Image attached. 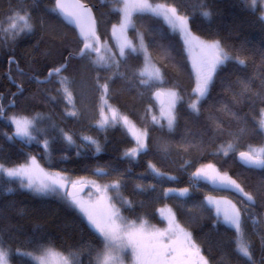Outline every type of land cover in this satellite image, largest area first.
<instances>
[{
	"label": "trees",
	"instance_id": "obj_1",
	"mask_svg": "<svg viewBox=\"0 0 264 264\" xmlns=\"http://www.w3.org/2000/svg\"><path fill=\"white\" fill-rule=\"evenodd\" d=\"M82 1L94 6L98 34L103 43L114 46L112 26L120 22V2L103 0L102 5L101 0ZM149 3L177 7L189 18L188 28L194 37L220 40L226 50L245 57L247 66L242 68L230 62L221 69L197 115L187 107L196 86V76L183 41L161 18L149 13L135 14L134 25L126 31L127 36L134 41L139 36L145 39L151 59L160 69L162 85L176 91L182 99L177 103L173 131L153 123L157 106L152 99V89L139 85L138 76L133 81L136 86L129 84L132 74L139 73L144 59L142 55L127 57L120 71L128 79L112 77L110 104L127 116L137 129L147 130L149 145L146 152L130 162L124 153L135 147L134 138L120 126L101 130L97 125L99 94L94 91V73L84 67V62L74 58L63 73L76 82L73 98L77 117L65 114L66 101L57 95L59 85L55 78L47 84L31 79L43 80L69 53L75 54L83 47L76 31L54 11L55 0H0V22L6 20L10 11L24 8L30 12L34 26L31 33H23L14 40L0 33V103L5 106V115L0 116V164L5 167L31 165L30 158L34 157L38 167L33 171L46 168L71 178L102 184L119 180L120 195L132 203L131 208L120 206V214L128 220L147 221L148 226L161 228L165 222L158 211L169 206L178 223L191 233L208 264H249L233 250L234 230L219 222L205 203L206 196L217 195L219 191L206 183L194 182L191 173L211 163L220 172H227L236 179L246 191H259L264 197V170L246 169L237 161L238 151L247 150V145L264 144V135L256 132L264 103L254 95L260 90V76L264 75L263 8L261 4L254 7L249 0H149ZM203 11H209L211 16L205 18L201 14ZM10 57L15 58L24 75L17 71L16 64H9ZM101 75L106 77L111 73L102 71ZM245 78L251 80V91L241 93L237 81ZM17 84L22 85V93L18 92ZM53 96L56 101L51 99ZM12 113L26 117L45 115L43 132L35 134V140L15 136V127L7 119ZM240 127L246 128V132L236 141L238 151L228 156L216 155L219 145L230 140L228 133H235ZM60 130L73 137L74 146L67 144ZM5 134L13 139L8 140ZM84 136L95 139L101 151L96 153L95 146H84L87 143L81 139ZM184 137L195 139L200 148L185 150L181 147ZM45 139L50 144L47 151L43 147ZM64 155L68 158L61 159ZM185 160L191 161L187 169L181 166ZM149 163L166 177L175 179L155 177L148 168ZM97 168L108 174H98ZM153 185L155 190L150 187ZM167 188H188L191 193L186 197L171 195L166 198L161 193ZM65 192L62 188L57 193H37L0 173V244L10 251V264H36L21 253L33 252L38 247L55 249L66 257L72 252L70 264H95V251L102 247L100 237L89 227L79 209L69 206L70 199ZM202 202L205 209L193 207ZM253 211L264 214L261 197L257 198ZM248 226L247 238L252 243L254 259L256 264H262L264 250L260 254V239L264 227L256 231Z\"/></svg>",
	"mask_w": 264,
	"mask_h": 264
},
{
	"label": "snow or ice",
	"instance_id": "obj_2",
	"mask_svg": "<svg viewBox=\"0 0 264 264\" xmlns=\"http://www.w3.org/2000/svg\"><path fill=\"white\" fill-rule=\"evenodd\" d=\"M101 2L103 3V0ZM121 2L123 6L118 11L122 13V18L118 25L112 26L113 35L115 36L119 33V37L123 38L120 40L117 55V53H113L111 49L106 47V42L103 45L101 44L100 37L96 32L97 22L92 15L91 8L85 7L79 0H73L72 3H67L66 0H55L54 11H58L65 18H68L69 23H73L79 28L83 47L79 48L75 54L69 53L59 66L52 68L47 73V76L43 80L37 77H32L31 79L35 80L38 84H44L52 83L53 78H55V82L59 85L56 89L57 95L61 96L67 102L65 114L67 116L77 117L78 110L73 98V88L76 82L74 78L65 76L63 73L70 67V62L78 57L84 62V67L86 69L90 68L94 73V91L99 94L100 100V118L97 121L98 127L104 130L110 126L114 127L117 123H122L128 129L135 140V147L125 151L124 156L129 158L131 162L141 153L147 151L149 146L148 132L147 130L137 129L135 124L127 116L121 114L117 108L109 103L112 95V77L128 79L125 73L120 71L121 66L126 65L128 56L136 55L139 57L143 55L144 68L138 74H132V79L129 80L130 86H136L133 81L137 76L139 77V85L159 87L163 81L160 69L156 68L151 62V57L148 53L147 46L143 42V37H140L139 45H134L125 36L126 30L132 26L133 11H146L162 17L174 31L179 30L184 33L185 43L189 45L190 50L196 53L192 58V67L196 75V86L193 89V95L189 99L187 107L197 115L200 112L201 102L209 96L214 78L220 70L227 67L230 62H235V64L243 68L247 66V61L245 57L235 51L229 52L226 50L222 42L218 39L204 41L200 40L199 37H192L190 29L188 28L189 18L181 14L175 6H169L164 3L153 5L149 3V0H121ZM256 3L257 0H252L253 6ZM201 14L205 18L211 16L209 11H203ZM261 19H264V16ZM5 23L7 27L4 26ZM33 27L30 12L27 9L20 8L10 11L6 20L0 22V33H5L14 40L23 33H31ZM189 37H191L190 40L188 39ZM193 41L195 42L194 44ZM101 48H104L103 53H101ZM9 64H16L14 57L9 58ZM16 67L17 71L21 75H24L23 70L19 68L18 64H16ZM102 71L110 72L111 75L106 77L102 76ZM260 79L262 81L260 90L255 92L254 95L261 103H264V75H261ZM237 84L241 86V93L251 91L250 79L238 80ZM16 87L19 93L23 92L22 85L17 84ZM229 87L231 86L229 85ZM161 95H167L168 97L167 111L166 113H162V118L166 119V127L171 132L174 130L177 121V103L182 97L176 91L172 90H168L166 93L160 91L155 92L157 98ZM235 95L236 93H234ZM51 99L55 100L56 97L53 96ZM14 102L13 100L12 103ZM68 105L71 106L70 109ZM148 111H151V107H149ZM230 114L235 116L234 113ZM4 115L5 106L0 103V116ZM7 119L15 125V136L26 137L28 140L36 139V136L33 135L36 123L34 118L30 119L22 115H12L8 116ZM152 121L153 123H159L155 115L152 116ZM161 127H165V125H161ZM60 131L67 144L74 146L75 141L73 137L63 132V130ZM245 132L246 128L244 127H240L235 133L229 132L230 140L226 144L219 145L216 155L222 153L224 156H228L230 152H237L238 147L236 141H239ZM256 132L259 135H264V107H261L259 112ZM5 135L7 136V134ZM7 139L12 140L13 137L7 136ZM81 139L87 142L84 146H95L96 153L101 151L100 144L92 137L84 136ZM200 146V143H197L195 139L190 140L184 137L181 140V147L185 150L188 148L199 149ZM43 147L46 151L49 149L50 144L47 139L43 141ZM164 151H167V148ZM80 154L78 151L77 155ZM238 157L246 168L264 170V144L259 146L249 144L247 145V150L238 151ZM67 158V155L61 157V159ZM30 159L31 165L20 167H5L3 164H0V173L9 178H18L21 187L33 189L35 192L41 194L57 193L59 189L66 188L69 183L73 188L78 183L83 184L82 181L58 179V177H61V173L56 172L49 174L47 181H41L39 185H36L32 171L38 165L34 157ZM190 164L191 161L185 160L181 166L187 169ZM148 168L155 177L175 179V177H166V174L160 172L152 163L148 164ZM40 171L43 172V169ZM96 172L100 175L108 174L102 168H97ZM191 176L194 182L200 180L210 182L214 186L236 193L240 198L239 203L241 207H237L231 200L221 202L215 200L212 196L206 197V204L215 209L218 219L222 217L223 221L234 229V252L239 257L244 258L249 264H256L252 243L247 238V229L249 222L256 231L264 227V214H258L253 211L254 206L257 204V198L261 197L264 200V197L261 196L259 191H246L245 187L238 183L236 179L229 176L227 172H220L211 163L196 168L191 173ZM262 185H264V181H262ZM91 186L96 189V192L101 193L97 197L96 204L84 202L69 192H66V195L72 197L68 201L69 206L79 209L86 217L89 227L100 237L102 247L95 251V264H124L123 253L128 250H131L134 264H208L205 257L200 254V249L193 241L191 233L187 232L176 222L175 215L171 212V209L167 210V215H165V210H161V215L168 222V226L164 229H156L148 226L147 221H143L137 225L135 222H128L126 218L122 217L120 215V208L116 206L117 203L121 207L127 206L131 208L132 206L131 201L120 196L121 183L119 180L102 187L97 185L95 181H92ZM137 187L139 188L140 186L137 185ZM150 187L155 190L154 185ZM109 190L116 194L117 199L115 202L107 195ZM8 191L11 192L12 189L9 188ZM173 194L186 197L189 195V189L183 188L177 192L175 188H167L161 193L166 198ZM193 207L203 210L205 209V203L202 202L199 205H193ZM261 246L264 248V233H261ZM17 251L19 252V249ZM21 254L29 256L36 264H50L52 257L61 255L60 253H54L51 248L39 247L33 252H23ZM73 255L72 252H69L67 257H63V264H70L69 257ZM8 257L9 250L3 244H0V264H9ZM262 264H264V261H262Z\"/></svg>",
	"mask_w": 264,
	"mask_h": 264
},
{
	"label": "rangeland",
	"instance_id": "obj_3",
	"mask_svg": "<svg viewBox=\"0 0 264 264\" xmlns=\"http://www.w3.org/2000/svg\"><path fill=\"white\" fill-rule=\"evenodd\" d=\"M250 1V3L252 4V0H249ZM118 2H120L119 4H120V7L119 8H121L122 6H123V4H122V2H121V0H118ZM258 4H261V6H262V8H263V16H264V2H262V0H257V3H256V5L254 6V7H256ZM153 5H155V4H153ZM253 5V4H252ZM118 8V9H119ZM120 12V11H119ZM137 13H149V14H151V15H154V14H152V13H150V12H140V11H133V13H132V26L131 27H129L127 30H129L130 28H132L133 27V18H134V15L135 14H137ZM120 14H121V18H122V13L120 12ZM154 16H156V15H154ZM157 17H159V16H157ZM121 18H120V20H121ZM159 18H161L168 26H169V24L162 18V17H159ZM170 27V26H169ZM171 28V27H170ZM126 30V31H127ZM171 30L175 33V34H177L180 38H181V40L183 41V43H184V46H185V49H186V52H187V54H188V58H189V60H190V62H191V66H192V58H193V56L196 54L194 51H192V50H190V47H189V45L188 44H186L185 43V35H184V33H182V32H180L179 30H173L172 28H171ZM125 36H126V38L128 39V40H130L134 45H139V43H140V37L141 36H139L138 38H137V41H134L133 39H131V38H129L128 36H127V34L125 33ZM191 36L192 37H194L193 36V34L191 33ZM112 39H113V44H114V46L112 45H110L108 42H106V47L107 48H109V49H111L112 50V52L113 53H117V55H118V51H119V43H120V40L121 39H123L122 37H119V33H117V35H113V30H112ZM189 40L191 39V37H189L188 38ZM200 40H204V41H208V40H205V39H201L200 38ZM143 42H144V44L147 46V43H146V41H145V39L143 38ZM195 42L193 41V44H194ZM104 44H105V42H104ZM147 48H148V46H147ZM126 51H127V49H126ZM104 52V48L102 49V52L101 53H103ZM148 53L150 54V52H149V50H148ZM95 56V55H94ZM142 57H143V55H142ZM150 57H151V55H150ZM143 59H144V57H143ZM151 62H152V64L156 67V68H158L155 64H154V62L152 61V59H151ZM144 68V61H143V65H142V67H141V69L140 70H142ZM192 69H193V67H192ZM139 70V71H140ZM193 71H194V69H193ZM194 74H195V71H194ZM162 76V75H161ZM196 76V75H195ZM163 82V81H162ZM145 87L146 88H148V89H152V91H153V93H152V99H153V95H154V93L156 92V91H162L163 93H166L168 90H171V89H166V88H164V86L161 84L159 87H150V86H146L145 85ZM172 91H174V90H172ZM165 98H166V101H165V104H164V106L163 107H161V108H159V107H157V112L154 114L156 117H157V119L159 120V123H157V124H159V125H165L166 126V124H167V121H166V119H163L162 118V113H166V111H167V106H168V97H167V95H165ZM56 101V100H55ZM109 103H110V100H109ZM66 104H67V102H66ZM99 104H100V100H99ZM156 105V104H155ZM68 108L70 109L71 108V106L70 105H68ZM12 115H15L14 113H12V114H10V116H12ZM71 117V116H70ZM30 119L31 118H34L35 119V131H33V135H35V134H37V133H39V132H43V126H42V124L44 123V121H45V119H46V116L45 115H40V114H37V115H35V116H32V117H29ZM99 118H100V111H99V107H98V120H99ZM130 120V119H129ZM14 127H15V125L14 124H12ZM115 126H120L121 128H123L124 130H126V132L131 136V137H133L132 136V134L128 131V129L125 127V126H123V124L122 123H117ZM30 131H32L31 129H30ZM20 139H27L26 137H24V138H22V137H19ZM25 165H30V164H23V165H20V166H25ZM20 166H18V167H20ZM41 170V168H38V169H36V171L34 170V171H32V176H33V179L36 181V185H39V183L41 182V181H47L48 179H49V174H54V173H56V172H58V171H55V170H51V169H46V168H43V172H41L40 171ZM6 176V175H5ZM60 178H63V179H65L66 181H82L83 182V184H88L89 185V189H88V191L84 194V195H82L81 197H79L78 199H80V200H82V201H84V202H87V203H90V204H96L97 203V197L99 196V195H101V193H98V192H96V189L94 188V187H92L91 186V182L92 181H95V180H88V179H85V178H71V177H69L68 175H65V174H61V177H58V179H60ZM12 179H16V180H18L19 181V179L18 178H12ZM96 182V184L97 185H99V186H104V185H107V184H102V183H99V182H97V181H95ZM78 185H81V183H78L77 184V186ZM69 186H71V184L69 183V184H67V187L65 188V190L67 191V188L69 187ZM194 187H197V183H196V185L194 186ZM29 189V188H28ZM31 190H33V189H31ZM180 189H177V192L179 191ZM66 193V192H65ZM191 193V190L189 189V194ZM107 195L109 196V197H111L112 198V200L115 202L116 201V199H117V196H116V194L113 192V191H111V190H109V192L107 193ZM173 195H176V194H173ZM121 196V195H120ZM177 196H179V195H177ZM208 196H212L215 200H218V201H221V202H224V201H228V200H231L232 201V203H234V204H236L237 205V207H241V205H240V203H239V197L238 196H236V195H234V194H232V193H226V192H221V193H217V195H208ZM208 196H206V197H208ZM181 197V196H180ZM205 203H206V198H205ZM118 208H120V204L119 203H117V205H116ZM223 206V205H222ZM210 209H212L213 210V212H214V214H215V216H216V213H215V209L214 208H212V207H210V206H208ZM165 210V215H167V210L168 209H171V212L175 215V212H174V210L171 208V207H169V206H164V207H161L160 209H159V216H160V218L165 222V225L163 226V227H161V228H156V227H154V228H156V229H164V228H166L167 226H168V222H167V220L161 215V210ZM121 215V214H120ZM122 217H124L123 215H121ZM125 218V217H124ZM217 218V217H216ZM175 219H176V215H175ZM218 219V218H217ZM87 220V219H86ZM126 220L128 221V222H135V221H130V220H128L127 218H126ZM218 221L219 222H221V223H223L224 225H226L227 227H229V228H231V229H233L232 227H230L228 224H226L224 221H223V218L222 217H220L219 219H218ZM141 222H143V221H141ZM141 222H135L137 225H139ZM176 222L178 223V221H177V219H176ZM87 223H88V221H87ZM179 224V223H178ZM180 225V224H179ZM248 225H251V223L249 222V224ZM181 226V225H180ZM182 227V226H181ZM249 227V226H248ZM182 228H184V227H182ZM185 229V228H184ZM251 229H253L252 228V226H251ZM186 230V229H185ZM234 230V229H233ZM187 232H189L188 230H186ZM192 239H193V237H192ZM193 241H194V239H193ZM195 242V241H194ZM260 242H261V239H260ZM195 244H196V242H195ZM197 245V244H196ZM197 247L199 248V246L197 245ZM53 250V252L54 253H60V252H58L57 250H55V249H52ZM264 250V248H262V246H260V254H262V251ZM201 253V252H200ZM61 255L60 256H54V257H52L51 258V260H50V264H63V257H66V256H64L62 253H60ZM29 257V256H28ZM30 258V257H29ZM123 258H124V264H134V260H133V257H132V254H131V250H128V251H126V252H124L123 253ZM8 259H9V264H10V251H9V257H8ZM35 262V261H34Z\"/></svg>",
	"mask_w": 264,
	"mask_h": 264
},
{
	"label": "water",
	"instance_id": "obj_4",
	"mask_svg": "<svg viewBox=\"0 0 264 264\" xmlns=\"http://www.w3.org/2000/svg\"><path fill=\"white\" fill-rule=\"evenodd\" d=\"M66 2H67V3H72L73 0H66ZM79 2H80L81 4H83V5H84L85 7H87V8H91V9H92V15H93V16L95 17V19H96V15H95V12H94V6L87 4V3L83 2L82 0H79ZM101 4L103 5V4H104V1H103V3L101 2ZM96 7H97V6H95V8H96ZM57 13L60 15L62 21H63L68 27H71L72 29H74V30L76 31V34H77L79 40L82 41L81 38H80L79 28H78L75 24H73V23H69L68 18H65V17H64L62 14H60L58 11H57ZM96 22H97V19H96ZM96 32H97V35L99 36V34H98V23H96ZM99 37H100V36H99ZM100 42H101V44L103 45V41H102L101 38H100ZM102 49H103V48H101V52H102ZM93 55H95V54H93ZM44 84H47V83H44ZM156 92H157V91H156ZM160 92H162V91H160ZM162 93H163V92H162ZM153 101H154V103L156 104L157 107L161 108V107L164 106L165 101H166L165 95H161L159 98H157V97L155 96V93H154V95H153ZM12 107H13V106H12ZM237 161H238V163H239L241 166H243L244 168H246V167L240 162L238 155H237ZM246 169H249V168H246ZM255 170L261 171V169H255ZM196 182H202V183L210 184V185L213 186V184H211L210 182H205V181H203V180L196 181ZM85 185H86V186H85ZM88 189H89L88 184H81V185L76 186L75 188L69 186V187L67 188V191H66V192H69V193H71L73 196H76L77 198H79V197H81L82 195H84V194L88 191ZM66 197H67L68 199H70V200H71V198H72L71 196H67V195H66Z\"/></svg>",
	"mask_w": 264,
	"mask_h": 264
},
{
	"label": "flooded vegetation",
	"instance_id": "obj_5",
	"mask_svg": "<svg viewBox=\"0 0 264 264\" xmlns=\"http://www.w3.org/2000/svg\"><path fill=\"white\" fill-rule=\"evenodd\" d=\"M14 105V104H13ZM8 106H9V104H8ZM8 109V108H7ZM6 109V110H7ZM209 187H211V188H213L214 190H217V191H219V192H226V193H232V194H234V195H236L237 196V194L236 193H234V192H231V191H229V190H227V189H224V188H221V187H218V186H212V185H210V184H207Z\"/></svg>",
	"mask_w": 264,
	"mask_h": 264
}]
</instances>
